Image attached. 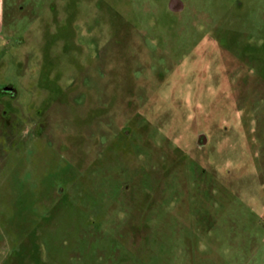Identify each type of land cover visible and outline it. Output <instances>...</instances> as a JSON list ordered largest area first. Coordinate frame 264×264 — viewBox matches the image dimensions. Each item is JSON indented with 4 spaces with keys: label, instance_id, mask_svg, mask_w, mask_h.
Instances as JSON below:
<instances>
[{
    "label": "rangeland",
    "instance_id": "1",
    "mask_svg": "<svg viewBox=\"0 0 264 264\" xmlns=\"http://www.w3.org/2000/svg\"><path fill=\"white\" fill-rule=\"evenodd\" d=\"M0 0V264H264V0Z\"/></svg>",
    "mask_w": 264,
    "mask_h": 264
},
{
    "label": "water",
    "instance_id": "2",
    "mask_svg": "<svg viewBox=\"0 0 264 264\" xmlns=\"http://www.w3.org/2000/svg\"><path fill=\"white\" fill-rule=\"evenodd\" d=\"M178 2L179 0H171L170 7L173 8Z\"/></svg>",
    "mask_w": 264,
    "mask_h": 264
}]
</instances>
